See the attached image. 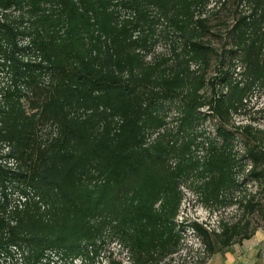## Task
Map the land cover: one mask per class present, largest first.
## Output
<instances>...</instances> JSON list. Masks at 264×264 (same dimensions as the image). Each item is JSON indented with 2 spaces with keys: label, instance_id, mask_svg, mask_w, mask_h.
<instances>
[{
  "label": "trees",
  "instance_id": "obj_1",
  "mask_svg": "<svg viewBox=\"0 0 264 264\" xmlns=\"http://www.w3.org/2000/svg\"><path fill=\"white\" fill-rule=\"evenodd\" d=\"M263 85L264 0H0V264H169L184 192L197 264L264 230Z\"/></svg>",
  "mask_w": 264,
  "mask_h": 264
},
{
  "label": "rangeland",
  "instance_id": "obj_2",
  "mask_svg": "<svg viewBox=\"0 0 264 264\" xmlns=\"http://www.w3.org/2000/svg\"><path fill=\"white\" fill-rule=\"evenodd\" d=\"M165 112L168 115V120L172 121V111ZM205 121L216 120L207 118ZM232 121H235L236 124H251L258 129L264 130V85L252 90V93L247 97L238 113L233 115ZM49 133L51 134L50 128L43 127L39 130L38 135L42 139H46ZM236 146L239 147L238 143H236ZM1 148H3L2 145H0ZM190 222L201 223L206 228H213L216 225V218H210L207 211L196 203L190 194L184 192L177 223L184 233L182 238L183 247L191 249V253L185 255L183 250L180 254L175 255L169 264H197L200 258L204 257L203 250L200 248L196 236L190 230H183ZM114 262L128 264V254L113 240H105L99 248L95 264H111ZM207 262L208 260L204 264H207Z\"/></svg>",
  "mask_w": 264,
  "mask_h": 264
},
{
  "label": "crops",
  "instance_id": "obj_3",
  "mask_svg": "<svg viewBox=\"0 0 264 264\" xmlns=\"http://www.w3.org/2000/svg\"><path fill=\"white\" fill-rule=\"evenodd\" d=\"M207 264H264V230L213 254Z\"/></svg>",
  "mask_w": 264,
  "mask_h": 264
},
{
  "label": "built area",
  "instance_id": "obj_4",
  "mask_svg": "<svg viewBox=\"0 0 264 264\" xmlns=\"http://www.w3.org/2000/svg\"><path fill=\"white\" fill-rule=\"evenodd\" d=\"M129 259V258H128ZM128 264H133L130 260H129V263Z\"/></svg>",
  "mask_w": 264,
  "mask_h": 264
}]
</instances>
